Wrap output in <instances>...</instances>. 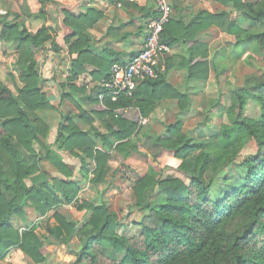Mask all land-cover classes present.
<instances>
[{"label":"trees","instance_id":"16d2710c","mask_svg":"<svg viewBox=\"0 0 264 264\" xmlns=\"http://www.w3.org/2000/svg\"><path fill=\"white\" fill-rule=\"evenodd\" d=\"M60 2L16 0L22 14L16 13L17 18L9 20L10 14L6 13L0 19L1 40L12 44L17 52L16 70L23 85L22 88L15 85L13 91L0 80V260L18 248L34 264L47 263L48 252L34 228L21 232L15 228L14 220H25L28 207L45 217L59 206L75 205L90 214L89 221L80 230L77 223L54 214L59 230L67 237L66 242L75 235L80 241L81 250L73 264H264V81L234 87L229 105L224 103L223 95L212 102L202 127L210 125L209 113L217 108L227 122L208 135L210 141L198 142L186 135L179 116L166 127V138L156 137L154 142L160 149L159 154L169 152L181 161L178 171L190 183L169 177L161 180L150 175L141 177L133 187L136 199L133 206L150 211L156 223L155 226L140 224L141 236L129 239L119 234L123 223L107 206L79 203L81 184L104 182L110 170V152L121 154L124 160L139 152L131 140L138 134L142 121L152 113L155 102L164 99L159 93L178 99L181 114L190 110L191 99L167 84L159 71L158 79L142 83L132 96L117 102L104 101L107 109L101 114L103 132L95 130L102 149L72 117L64 115L57 130V149L47 146L43 140L49 138L50 128L36 112L51 110L52 106L42 91L36 53L51 40H54L55 52L63 50L57 42L58 36L46 25L47 5ZM219 2L233 4L250 28H241L229 13H202L188 26L170 20L162 41L171 47L187 41L197 49L202 44L190 41V36L195 37L201 29L216 25L236 41L233 63L245 60L249 49L253 50L247 56L249 59H264V0L255 4L245 0ZM157 16L156 10L152 18ZM21 17L32 26L38 20L43 24L33 32L25 23L18 22ZM85 18L67 14L63 29L73 34L67 36L65 45L68 39L81 36L78 30L83 28ZM83 48L75 44L69 51L80 54L79 59L70 61L67 82L71 90L76 89L74 82L84 72L87 52ZM192 50L193 46L187 64L188 79L196 78L198 71L203 70L204 80L208 81L207 60L193 63ZM205 52L203 57L207 59L208 50ZM227 70L222 68L219 72L217 67L213 68L217 80ZM100 75L107 80L110 70L109 73L102 70ZM250 101L260 107L261 113L256 118L245 115ZM78 116L84 119L85 114ZM250 143L256 145L257 151L241 157L240 153ZM58 151L68 152L80 160L81 180L76 179V168L65 163ZM196 153L199 154L196 156ZM45 161L56 169L59 177L49 176L40 186H28L27 180L34 174H47L43 168ZM91 162L95 163L92 170ZM230 168L231 173L222 177V186L216 187L217 176ZM105 250L112 256H107ZM118 255L122 256L121 261L117 260Z\"/></svg>","mask_w":264,"mask_h":264},{"label":"crops","instance_id":"0c3cea01","mask_svg":"<svg viewBox=\"0 0 264 264\" xmlns=\"http://www.w3.org/2000/svg\"><path fill=\"white\" fill-rule=\"evenodd\" d=\"M245 1L255 4L260 0ZM169 2L173 8L171 21L180 25H190L202 13L218 15L224 12L231 14L232 19L237 21L239 26L240 21L245 22L246 25H250L248 21L242 18L240 13L235 11L233 4L223 5L219 0H169ZM8 3L15 13L22 14L15 0H10ZM60 3L47 5L46 11L48 15L46 25L47 27H51L52 32L58 36V44L59 39L65 36L63 42L64 48L61 47L63 48L62 51L55 52L52 49L54 40H51L36 53V60L42 80V91L48 96L52 106L51 110H39L36 112V116L43 120L50 128L49 138L43 140V142L47 146H53L54 149H57V130L63 121L64 115L72 117L75 124L95 141L99 149H102L101 141L95 135V130L103 132L101 114L107 109L105 102L101 103L98 101L97 89L99 90L104 81L103 76L100 75L101 71L105 70L109 73L110 66L113 63L127 64L141 51L146 38V22L152 18L156 7L150 0H61ZM67 14H71L75 18H86L82 20L83 28L78 30V34H81V36L78 35L72 39H68L65 45L67 36L73 34V31L63 29V23L67 19ZM21 18L30 27V22L24 17ZM0 28V66L8 67L13 73V77H9L10 79L5 77L2 81L10 89L14 84L22 88L23 85L20 83L19 74L15 67L17 52L15 50L10 53L4 52L5 48L14 46L1 40L2 27ZM36 30L32 31L35 32ZM195 35V37L193 35L190 36L189 40H196L197 44H202V46L200 45V47L195 49L196 45L193 43L188 44L187 41L173 45L171 57L160 68L164 81L179 93L186 94L191 99L190 110L193 109L197 100L209 95L211 86L213 83H216L217 78L213 72V68L217 67L220 72L221 64L233 63L232 54L230 56V53L235 49L234 45L236 43L233 37L221 31L216 25L203 28ZM75 44H77V47L83 46V50L87 52V55L83 63L84 72L74 82L73 86L76 89L71 90L67 82L69 75L68 68L70 61L77 60L80 56L79 51L73 54L69 52ZM191 46L194 47L192 53L195 55L193 63L207 60L209 64L210 74L208 81L204 80L203 70L198 71L196 78L188 79L187 64L190 59ZM206 47L207 49H205ZM206 50H208L207 59L203 57V53H206ZM222 75L218 78L222 77ZM159 94L164 99L155 102L152 113L148 118L144 119L147 122L144 125H148L152 121L160 124L171 115L175 118L176 116L180 117L184 114H189L190 110L187 113L181 114L178 99L165 97V92ZM64 95L68 97L65 98ZM105 100H110V98ZM80 113L85 114L83 116L85 120L78 116ZM52 116L53 118L57 117V121H52ZM166 124H164V127L169 125ZM58 153L65 163L76 168V179L81 180L79 174L80 167L77 168L80 160L68 152L58 151ZM49 166L53 169H49ZM43 168L47 174H43L42 172L34 174L27 180L28 186H40L47 182L49 176L54 178L59 177L58 172L49 162H43ZM80 199H83L81 193L78 201ZM67 207L59 206L45 217H40L35 209L28 207L25 210V220H14L16 229L24 232L34 228L36 234L44 243L48 252V261L43 264H50L51 259H55L54 255L57 256L58 261L59 258L62 259L63 264H73L71 262L74 257L68 254L65 247L73 243L75 238L78 240L77 235L69 242L58 244L54 240L53 232L56 230L55 226H58L54 218L55 213H59L69 222L78 223L77 220H72L69 217ZM45 222L47 224H44ZM0 264L34 263L20 249L15 248L9 252L4 260H0Z\"/></svg>","mask_w":264,"mask_h":264},{"label":"rangeland","instance_id":"374dc122","mask_svg":"<svg viewBox=\"0 0 264 264\" xmlns=\"http://www.w3.org/2000/svg\"><path fill=\"white\" fill-rule=\"evenodd\" d=\"M9 1L10 0H0V19L1 15H5L6 13L10 14L9 20L17 18L15 15L16 13L12 10L13 8L9 6ZM18 20V22H26L23 21L22 18ZM37 23L38 25H36ZM42 24L43 21L38 20L35 22L34 26L30 25V29L36 30ZM249 26L250 25H246L245 22L240 21L241 28L249 29ZM0 27H2L1 24ZM4 50V52L10 53L14 51L15 48L10 46ZM231 54L232 52L230 53V56ZM251 54H253V50L249 49L246 52L245 60L235 61V63L228 62L221 64L220 71L222 68H227L228 71L223 74L222 77L216 81V83H213L210 88L209 95L197 100L189 114H184L179 117L183 122V132L186 135L192 137L198 142L210 141L208 135L212 134L216 129H219V126L222 123L227 122V118L222 116V112L217 108L209 113V118L212 120L210 125L208 124L207 126L202 127L205 120V114L209 110L212 102L216 101V99L223 95L224 103L229 105L231 101L230 91L234 87L264 81V59H249L247 56H250ZM15 67H18L17 64ZM5 77L10 79L9 77H13V73L8 67L0 66V80L2 81ZM15 85L16 84H14L11 88L13 91L16 90ZM260 113V107L256 102L250 101L247 104L245 113L247 117L256 118L260 115ZM176 117L174 118L171 115L160 124L152 121L148 125H144L147 122L144 123L145 120H143L138 134H136L131 140L134 145L138 146L139 152L134 153L131 158L127 160H124L123 156L121 154L119 155L115 151L110 152V160L108 164L110 170L106 174L104 182L99 185H94L88 181L83 182L82 184L81 195L83 199H80L79 203L107 206L112 212H115L118 215L119 219L123 223V226L118 229L119 234L126 236L129 239L139 238L141 236L143 227L140 224L155 226L156 223V218L150 211L133 206L136 200L133 187L141 177L150 175L157 180L169 177L175 179L177 178L190 183V180L183 173L178 171L181 161L176 160L174 155L169 152H162L159 154L160 149L154 142L157 136L166 138V127H164V124L167 123L166 125H168L170 123H174L176 121ZM52 121H57V117L53 118L52 116ZM256 151V145H254V143H250L242 150L240 155L241 157H246L254 154ZM198 154L199 153H196L195 155L197 156ZM79 167L80 164L77 165V168ZM94 167L95 164L91 162L90 169L92 170ZM49 169L52 170L53 168L49 166ZM230 173L231 168L227 173L218 175L215 181L216 187L222 186V177H225L226 174ZM90 178H94L92 173H90ZM71 206L73 207H67V214L72 220L75 219V221H78V230H80L89 221L90 214L85 211L78 210L74 205ZM44 224H47V222ZM55 228L56 230L53 231L54 240L57 241L58 244H63L67 241V237L59 230L58 226H55ZM65 249L68 251L70 256L74 257L71 262L74 263L76 261L77 254L81 250L79 239L77 240L75 238L74 242L67 245ZM104 252L107 256H112L110 251L105 250ZM54 256L55 259H51L52 261L49 260L50 264H63L62 259L59 258L58 261L56 258L57 256ZM121 259L122 256L118 255L117 260L121 261Z\"/></svg>","mask_w":264,"mask_h":264},{"label":"built area","instance_id":"2783aa9c","mask_svg":"<svg viewBox=\"0 0 264 264\" xmlns=\"http://www.w3.org/2000/svg\"><path fill=\"white\" fill-rule=\"evenodd\" d=\"M150 1L155 4L158 16L146 22L144 46L127 64H112L109 78L102 82L98 91L101 103L106 98L116 102L130 97L142 83L158 79L162 64L173 53L172 47L162 41L164 28L172 19V5L169 0Z\"/></svg>","mask_w":264,"mask_h":264},{"label":"water","instance_id":"95a60500","mask_svg":"<svg viewBox=\"0 0 264 264\" xmlns=\"http://www.w3.org/2000/svg\"><path fill=\"white\" fill-rule=\"evenodd\" d=\"M64 39H65V36H62V37L59 39V44H60V46L63 47V48H64V44H63Z\"/></svg>","mask_w":264,"mask_h":264}]
</instances>
